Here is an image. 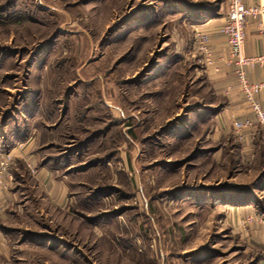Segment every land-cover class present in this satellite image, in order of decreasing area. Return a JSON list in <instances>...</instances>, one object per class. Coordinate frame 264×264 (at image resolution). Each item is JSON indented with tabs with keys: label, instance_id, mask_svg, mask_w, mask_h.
<instances>
[{
	"label": "rangeland",
	"instance_id": "rangeland-1",
	"mask_svg": "<svg viewBox=\"0 0 264 264\" xmlns=\"http://www.w3.org/2000/svg\"><path fill=\"white\" fill-rule=\"evenodd\" d=\"M210 1L0 0V264L264 260L216 208L263 184L264 130L209 122Z\"/></svg>",
	"mask_w": 264,
	"mask_h": 264
},
{
	"label": "crops",
	"instance_id": "crops-1",
	"mask_svg": "<svg viewBox=\"0 0 264 264\" xmlns=\"http://www.w3.org/2000/svg\"><path fill=\"white\" fill-rule=\"evenodd\" d=\"M210 4L214 5L206 8L202 14L198 16L201 18L198 22L200 24H205L211 35L210 46L213 50L215 66L208 69L204 68L210 83L213 84L215 88L216 94L221 96L222 102H218L213 110L210 108L214 113L209 122L216 120L217 130L233 133L232 115H236L239 119H252L255 121L254 127L251 130H246L241 140L237 135V137H235L242 143H245L246 148H251V144L257 148L259 147V142L257 141L261 134L260 132H263L261 130L264 129L260 123L256 121L257 118L254 112L250 108L244 94L238 88L239 85L234 73V68L227 66L224 62L229 51L226 38L221 33V28L227 15L228 3H226V0L222 2L213 0L210 1ZM244 5L247 9L256 11L247 18L248 21L245 29L247 36L245 40V56L249 58H252V56L264 57V0H244ZM215 67L219 68L217 72ZM247 69L246 75L251 83H264V64H257ZM258 100L261 102L260 104L264 110V90L258 96ZM13 156L14 166H16L22 159L15 158L16 155ZM260 164L263 165L261 173H264V156L260 157ZM14 175L17 176L16 174ZM4 179L8 185V177L4 176ZM237 187L238 188L234 187L226 191L225 196L217 200L216 208H218L217 210L226 212L228 215L226 216L227 223L237 229V231H241L240 229L244 226V223L247 222V227H250L251 240L262 245V243H264V208L260 207L259 199L253 196H256L254 195L255 190L262 193L264 192V180L263 184L259 185V188H254V190H252L249 199L245 197L244 192L240 190L239 187H241V185H237ZM5 198H8L6 191L0 190V201ZM247 220L252 221V224H249ZM1 236L2 234L0 233V241H2ZM258 264H264V260Z\"/></svg>",
	"mask_w": 264,
	"mask_h": 264
},
{
	"label": "built area",
	"instance_id": "built-area-1",
	"mask_svg": "<svg viewBox=\"0 0 264 264\" xmlns=\"http://www.w3.org/2000/svg\"><path fill=\"white\" fill-rule=\"evenodd\" d=\"M228 11L225 21L221 28V33L227 41L228 56L224 59L227 66L234 68V73L237 79L238 88L244 94L249 106L254 112L258 122L264 126V110L261 102L258 101V96L264 90V83L253 84L246 75V68L257 64H264V57L249 58L245 56V40H246V25L247 18L256 11L247 9L244 5V0H226ZM195 48L203 57V66L210 68L215 66L213 50L210 46V35L204 31L196 32ZM219 68L215 67L216 72ZM232 125L235 134L241 140L243 133L246 130H251L254 127L252 119H239L236 115H232ZM0 173L4 171V163H2Z\"/></svg>",
	"mask_w": 264,
	"mask_h": 264
},
{
	"label": "trees",
	"instance_id": "trees-1",
	"mask_svg": "<svg viewBox=\"0 0 264 264\" xmlns=\"http://www.w3.org/2000/svg\"><path fill=\"white\" fill-rule=\"evenodd\" d=\"M260 140H261V138H260V135H259V138H258V141L257 142H260ZM259 144V143H258ZM259 147H260V145H259ZM260 156H263V155H260ZM261 178H264V173H261V176H260ZM244 196L245 197H248V199L251 197V194H252V188H248V191H244Z\"/></svg>",
	"mask_w": 264,
	"mask_h": 264
}]
</instances>
